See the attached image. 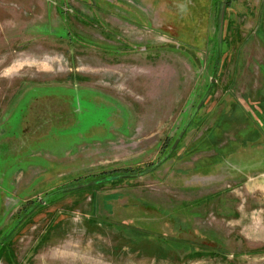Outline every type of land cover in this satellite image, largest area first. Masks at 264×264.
Here are the masks:
<instances>
[{
	"label": "rangeland",
	"instance_id": "1",
	"mask_svg": "<svg viewBox=\"0 0 264 264\" xmlns=\"http://www.w3.org/2000/svg\"><path fill=\"white\" fill-rule=\"evenodd\" d=\"M192 114L155 170L69 189ZM1 239L0 264H264V0H0Z\"/></svg>",
	"mask_w": 264,
	"mask_h": 264
},
{
	"label": "trees",
	"instance_id": "2",
	"mask_svg": "<svg viewBox=\"0 0 264 264\" xmlns=\"http://www.w3.org/2000/svg\"><path fill=\"white\" fill-rule=\"evenodd\" d=\"M222 8H224V6L222 5ZM193 118V117H192ZM190 123V122H189ZM183 135V134H182ZM172 148V147H171ZM170 148V149H171ZM173 150V149H172ZM172 152V151H171ZM167 154V153H166ZM171 154V153H170ZM169 154V155H170ZM169 155H168V157H169ZM167 157V158H168ZM166 158V159H167ZM165 159V160H166ZM164 160V161H165ZM154 165V164H153ZM152 167V166H151ZM151 167H149V168H151ZM148 168V169H149ZM157 168V167H156ZM156 168H154L153 170H155ZM147 170V169H146ZM153 170H151V171H153ZM145 171V170H144ZM144 171H142V172H144ZM142 172H139V173H142ZM135 174H137V173H135ZM135 174H119V175H115V176H110L111 178H112V180H108V181H114V180H117V179H123V178H132V177H135L134 175ZM125 175H128V176H125ZM107 178H109V177H107ZM104 179V178H103ZM102 180V179H101ZM101 180H99L97 183H95V181L96 180H93V181H88V182H82V183H78L77 185H73V186H70L69 187V189H71V190H80V189H84V188H88V187H90V186H94V185H97V184H101V183H106V182H108V181H101Z\"/></svg>",
	"mask_w": 264,
	"mask_h": 264
},
{
	"label": "water",
	"instance_id": "3",
	"mask_svg": "<svg viewBox=\"0 0 264 264\" xmlns=\"http://www.w3.org/2000/svg\"><path fill=\"white\" fill-rule=\"evenodd\" d=\"M223 9H224V8H223ZM193 116H194V114L191 115V117H190L189 120L187 121L186 125L184 126V128H183L182 131L180 132V134H179V136H178L176 142L174 143V145L172 146V148L168 151V153H167L162 159H160L157 163H155L151 168L145 170V171L142 172V173H137V174H135V175H134L135 177H139V176H142V175H144V174H146V173L151 172V170H153L154 168L158 167V166H159V165H160V164H161V163H162V162L168 157V155L171 153V151H172V149L174 148V146L177 144V142H178L179 139L181 138L182 134H183L184 131H185L186 126L188 125L189 121L192 119ZM125 176H128V175H125ZM108 180H112V178H111V177H109V178H104V179H102L101 181H108ZM97 182H98V181H95V183H97Z\"/></svg>",
	"mask_w": 264,
	"mask_h": 264
},
{
	"label": "flooded vegetation",
	"instance_id": "4",
	"mask_svg": "<svg viewBox=\"0 0 264 264\" xmlns=\"http://www.w3.org/2000/svg\"><path fill=\"white\" fill-rule=\"evenodd\" d=\"M3 239L0 240V244L2 243Z\"/></svg>",
	"mask_w": 264,
	"mask_h": 264
}]
</instances>
